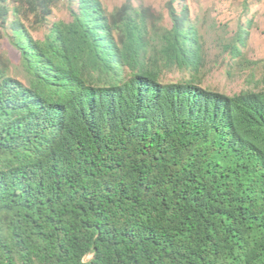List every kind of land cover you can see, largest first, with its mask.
<instances>
[{"label":"trees","instance_id":"16d2710c","mask_svg":"<svg viewBox=\"0 0 264 264\" xmlns=\"http://www.w3.org/2000/svg\"><path fill=\"white\" fill-rule=\"evenodd\" d=\"M59 2L0 0L24 78L0 53V264H264V90L199 84L184 0L170 27L77 0L36 39Z\"/></svg>","mask_w":264,"mask_h":264},{"label":"rangeland","instance_id":"374dc122","mask_svg":"<svg viewBox=\"0 0 264 264\" xmlns=\"http://www.w3.org/2000/svg\"><path fill=\"white\" fill-rule=\"evenodd\" d=\"M126 0H103L109 13ZM190 16L196 23L204 42V65L198 76L199 84L215 91L234 95L244 90H264V0H184ZM168 0H132L134 7H149L160 13L162 24L170 27L166 8ZM77 8V0H60L43 28L31 29L36 39L44 38L51 24L72 20L71 10ZM249 31L242 56L234 57L225 50V44L237 34L240 27ZM11 33V30H10ZM0 53L10 61V72L23 80L18 50L4 38L0 41ZM190 77L185 71H166V81H181ZM91 255L86 257V260Z\"/></svg>","mask_w":264,"mask_h":264}]
</instances>
